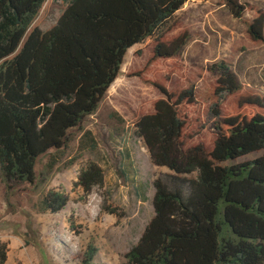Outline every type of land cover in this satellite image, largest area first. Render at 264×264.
Listing matches in <instances>:
<instances>
[{"label": "trees", "instance_id": "trees-1", "mask_svg": "<svg viewBox=\"0 0 264 264\" xmlns=\"http://www.w3.org/2000/svg\"><path fill=\"white\" fill-rule=\"evenodd\" d=\"M47 1L0 0V175L8 186L35 181L39 159L64 148L70 132L97 112L129 49L157 32L164 36L189 0H56L65 5L56 24L33 29ZM225 1L235 17L243 16V6ZM263 29L261 12L249 29L254 42L263 41ZM187 39L179 37L174 49L158 45L155 58L177 55ZM210 70L217 86L205 94L220 119L211 150L183 139L195 87L168 94L167 81L155 83L167 98L137 122L153 164L169 168L181 186L153 183L154 218L124 264H264V155L225 164L264 150V96L244 95L225 62ZM103 183L96 163L77 182L86 192ZM68 202L51 191L41 208L56 213ZM95 251L91 246L87 264ZM7 260V246L0 245V264Z\"/></svg>", "mask_w": 264, "mask_h": 264}, {"label": "rangeland", "instance_id": "rangeland-1", "mask_svg": "<svg viewBox=\"0 0 264 264\" xmlns=\"http://www.w3.org/2000/svg\"><path fill=\"white\" fill-rule=\"evenodd\" d=\"M235 1L244 7L241 18L225 0H189L164 36L157 32L129 49L120 76L97 112L70 132L64 148L39 159L34 182L8 186L0 175V245L7 246L8 264H87L91 246L96 251L89 264H124L126 252L154 218L153 183L164 179L172 187L181 186L169 168L153 164L136 133L139 119L154 113L157 102L167 98L155 83L167 81L168 94L196 88V104L185 108L183 139L188 147L202 144L208 150L220 122L205 94L217 86L218 76L210 70L214 65L228 64L244 95L264 96V39L256 43L249 33L264 13V0ZM64 9L63 3L48 0L33 29H51ZM183 36L188 42L180 53L155 58L158 45L174 49ZM88 131L93 139L84 137ZM263 155L264 150L225 164L252 162ZM92 163L102 168L104 183L86 192L77 182ZM51 191L69 197L56 213L41 208Z\"/></svg>", "mask_w": 264, "mask_h": 264}, {"label": "crops", "instance_id": "crops-1", "mask_svg": "<svg viewBox=\"0 0 264 264\" xmlns=\"http://www.w3.org/2000/svg\"><path fill=\"white\" fill-rule=\"evenodd\" d=\"M7 264H8V261H7Z\"/></svg>", "mask_w": 264, "mask_h": 264}]
</instances>
